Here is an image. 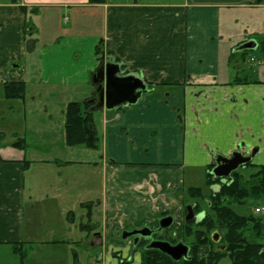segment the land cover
Segmentation results:
<instances>
[{"label": "crops", "instance_id": "1", "mask_svg": "<svg viewBox=\"0 0 264 264\" xmlns=\"http://www.w3.org/2000/svg\"><path fill=\"white\" fill-rule=\"evenodd\" d=\"M237 11L251 25L264 0H0V264H34L37 251L49 253L38 264H141L122 230L182 219L215 154L264 155V65L243 64L237 48L258 44L235 37ZM107 59L145 84L135 104L88 103ZM9 83L22 99L4 97ZM70 102L92 105L89 159L65 144Z\"/></svg>", "mask_w": 264, "mask_h": 264}, {"label": "trees", "instance_id": "2", "mask_svg": "<svg viewBox=\"0 0 264 264\" xmlns=\"http://www.w3.org/2000/svg\"><path fill=\"white\" fill-rule=\"evenodd\" d=\"M28 28L29 26L26 25V32ZM96 50H99V45ZM24 93L23 83H9L4 90V97L22 99ZM91 106L88 103L67 104L64 111L66 146H81L89 150L98 148L99 137L92 123ZM22 144L20 141L17 146L22 148ZM245 166L253 165L248 163ZM213 167L214 163L207 168L205 174L207 195L199 187L187 188L184 193V214H186V206L190 204L194 205L195 214L204 210L210 213L209 215L205 211V216L198 223L194 220L183 221L181 242L188 246L189 258L175 262L158 250L142 249L141 264H221L223 260H227L228 264H264V249L260 243L264 234L263 219L253 215H242L234 209L245 205L248 201H258L264 196V165H260L258 172L250 176L249 183L242 179L237 170L231 173L229 182L221 179L213 181L210 174ZM214 185L216 190L212 192L211 188ZM200 203H204L206 209H203ZM81 206L87 209L86 217L89 221L92 204ZM87 224L88 222L85 226H88ZM214 231L220 234L224 249L215 247L212 242L211 234ZM74 264H78L77 257H74Z\"/></svg>", "mask_w": 264, "mask_h": 264}, {"label": "water", "instance_id": "3", "mask_svg": "<svg viewBox=\"0 0 264 264\" xmlns=\"http://www.w3.org/2000/svg\"><path fill=\"white\" fill-rule=\"evenodd\" d=\"M254 43L248 42L240 45L237 51L250 50L254 48ZM92 82L97 85L96 87V99L91 100L90 104H95V108L113 109L120 106H127L135 104L138 99L144 94L147 89L143 81L134 76H122L120 75L119 66L114 63H101L100 68L95 72ZM240 145L237 146V149ZM259 151L258 148L251 150L250 155H243L239 150L232 151L229 157H224L220 154H215L213 159L215 167L211 171L213 181L217 179L230 180V175L233 171L239 167L250 163L252 158ZM185 221H191L193 219L196 222L203 218V213L194 215L193 205L186 207ZM173 223L171 216H166L158 221V232L168 229ZM152 232L148 228H142L130 233L122 232L121 239L132 234H140L144 237L150 236ZM219 234L217 231L212 232L211 240L215 245L219 243ZM147 249H155L168 256L173 261L177 262L182 259H188V246L182 242H178L174 245L167 241L156 240L151 241ZM221 249H224L222 246Z\"/></svg>", "mask_w": 264, "mask_h": 264}, {"label": "rangeland", "instance_id": "4", "mask_svg": "<svg viewBox=\"0 0 264 264\" xmlns=\"http://www.w3.org/2000/svg\"><path fill=\"white\" fill-rule=\"evenodd\" d=\"M244 12V11H243ZM243 12H240V11H237L236 15H241V16H238L239 17V21H238V25H236L234 28H233V31L235 33V37L239 36L240 39H247V38H254L258 44V49L255 50V51H251V50H245L244 52H240V53H245V57L243 58V64L244 65H248V61H249V58L250 56L252 57L253 56V59L257 62V61H262L263 58H264V17L260 15V17L257 19L256 22H252V24L250 25V23L248 24L247 23V19L244 18V16L246 14H243ZM228 15V14H227ZM239 55V54H238ZM259 59V60H258ZM250 62V61H249ZM252 66L254 67H258L260 68V65L258 64H255V63H251ZM258 65V66H256ZM263 66V65H262ZM29 89L26 93H28V96L32 95L33 94L37 95L39 94V92H35L33 90ZM83 92L84 94H86V91H85V88L83 89ZM44 98L45 100H51L53 103L55 100L57 101H60L62 99H60V96L61 94L59 93H53V92H50V94H44ZM50 96V97H49ZM48 97V98H47ZM51 107H48V111H49V114L52 115V119L55 120V122H58V118H59V108L58 107H55L52 103L50 104ZM58 128V123L55 124ZM54 128V127H52ZM57 133V132H56ZM73 151H81L80 155L82 158L85 159H89L91 157V155H94L95 153L92 152V151H88L86 148L84 147H81V146H77ZM94 153V154H93ZM251 164L253 166H249V167H239L237 169L238 173L240 174V176L242 177V179L249 183V179H250V176L251 175H254L258 172V169H259V166L260 165H264V155L263 153H257L255 154V156L252 158L251 160ZM193 172H191L190 174L192 175ZM88 176L87 173L84 172L83 174V177L85 178V176ZM187 175V173H186ZM193 181L195 182V186L199 187V188H202L203 191L206 193L205 195L208 194L207 192V187L205 185V172L203 171V173H196L194 172L193 175ZM186 185L184 187V190L186 189ZM263 190H264V178H263ZM207 197V196H206ZM87 204V203H85ZM203 207V209H206L205 207V204L204 203H200ZM264 204V196L259 199L258 201H254V202H246L245 205L241 206V207H234V209L236 211H238L239 213H241L242 215H253L255 216L256 218H262L263 219V223H264V216L263 215H257L255 213V209L258 208V207H261L263 206ZM59 207H62V204H59ZM79 207V205H78ZM184 205H183V211H184ZM56 208V207H54ZM39 212L41 211L40 207L37 209ZM83 213L85 211V208L82 207V210H81ZM206 211L207 214L210 215V213H208L207 210H204V212ZM178 221V220H177ZM148 228H153L155 227L156 225H151V224H148L147 225ZM182 226H183V217L182 219H179L178 222L174 221V223L167 229V231H171V233L169 234H163V232L160 234V239L161 240H164L166 239L168 242L172 243V242H178V241H181V237H182ZM142 228H147L146 225ZM141 228V229H142ZM42 237H40L41 239ZM127 243H129L130 245V242L129 241H125ZM260 243H262V246H263V249H264V234H263V238L261 239ZM140 251V256H141V251L142 249L139 248L138 249ZM49 253H39V251L37 252H34L33 254V260L32 262L34 264H38L39 261H41L42 259V256L44 255H48ZM47 258V256H46ZM45 258V259H46ZM221 264H228V261L227 260H223L221 262Z\"/></svg>", "mask_w": 264, "mask_h": 264}, {"label": "flooded vegetation", "instance_id": "5", "mask_svg": "<svg viewBox=\"0 0 264 264\" xmlns=\"http://www.w3.org/2000/svg\"><path fill=\"white\" fill-rule=\"evenodd\" d=\"M240 151L244 155H247L250 152L249 150H245L244 151V150H242V148L240 149ZM204 216H205V214L203 213V217ZM193 220L196 222L195 219H193ZM198 222H196V223H198ZM149 229H150V231L152 233L148 237H144V236H142L140 234H132V235L126 237L124 240H129L130 243H131V246L133 248H137V249H139V248H141V249H147L146 247H147V245L151 241L161 240L160 239V236H161L160 234L162 233V231H160V232L157 231L158 230V224L155 227L149 228ZM136 230H140V229L127 228V229L122 230V232L130 233V232H133V231H136ZM219 237H220L219 243H218V245H215V247H220L221 248L222 247V243H221V236H220V234H219ZM164 240H166V239H164ZM176 243H174V244H176ZM171 244L174 245L173 242Z\"/></svg>", "mask_w": 264, "mask_h": 264}, {"label": "built area", "instance_id": "6", "mask_svg": "<svg viewBox=\"0 0 264 264\" xmlns=\"http://www.w3.org/2000/svg\"><path fill=\"white\" fill-rule=\"evenodd\" d=\"M257 214L264 215V205L255 209Z\"/></svg>", "mask_w": 264, "mask_h": 264}]
</instances>
